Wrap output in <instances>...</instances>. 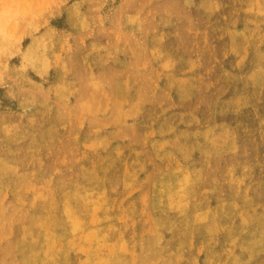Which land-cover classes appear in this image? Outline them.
<instances>
[{
    "label": "rangeland",
    "instance_id": "1",
    "mask_svg": "<svg viewBox=\"0 0 264 264\" xmlns=\"http://www.w3.org/2000/svg\"><path fill=\"white\" fill-rule=\"evenodd\" d=\"M0 264H264V0H0Z\"/></svg>",
    "mask_w": 264,
    "mask_h": 264
}]
</instances>
